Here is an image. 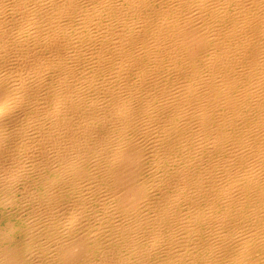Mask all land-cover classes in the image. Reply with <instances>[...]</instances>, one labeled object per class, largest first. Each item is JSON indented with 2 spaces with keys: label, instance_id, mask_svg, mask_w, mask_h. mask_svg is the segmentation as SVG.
Instances as JSON below:
<instances>
[{
  "label": "bare ground",
  "instance_id": "obj_1",
  "mask_svg": "<svg viewBox=\"0 0 264 264\" xmlns=\"http://www.w3.org/2000/svg\"><path fill=\"white\" fill-rule=\"evenodd\" d=\"M0 264H264V0H0Z\"/></svg>",
  "mask_w": 264,
  "mask_h": 264
}]
</instances>
